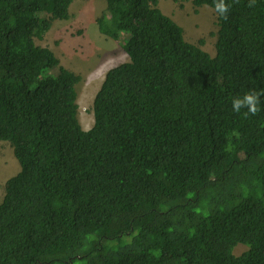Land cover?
I'll use <instances>...</instances> for the list:
<instances>
[{"label": "trees", "instance_id": "16d2710c", "mask_svg": "<svg viewBox=\"0 0 264 264\" xmlns=\"http://www.w3.org/2000/svg\"><path fill=\"white\" fill-rule=\"evenodd\" d=\"M75 1L0 0V142L21 166L0 264H264V105L232 110L264 90V0L216 13L214 57L159 0H108L98 25L130 61L106 74L87 131L81 76L35 41Z\"/></svg>", "mask_w": 264, "mask_h": 264}, {"label": "rangeland", "instance_id": "374dc122", "mask_svg": "<svg viewBox=\"0 0 264 264\" xmlns=\"http://www.w3.org/2000/svg\"><path fill=\"white\" fill-rule=\"evenodd\" d=\"M109 7L108 0H76L68 20H57L43 40L36 43L48 47L64 67L81 76L77 86L79 120L84 130L95 124L94 102L109 70L130 61L120 42L109 38L97 20ZM120 2L116 9H120ZM159 8L184 28L185 38L192 44H201L211 56H216L219 30L218 16L210 6L196 7L192 1L159 0ZM87 131V130H86ZM20 164L9 142H0V203L6 195V184L20 171ZM248 250L245 245L236 248L237 254Z\"/></svg>", "mask_w": 264, "mask_h": 264}, {"label": "clouds", "instance_id": "9594fccd", "mask_svg": "<svg viewBox=\"0 0 264 264\" xmlns=\"http://www.w3.org/2000/svg\"><path fill=\"white\" fill-rule=\"evenodd\" d=\"M240 3V0H213L214 11L218 16L227 20L233 5ZM257 0H248L247 7L254 8ZM261 97H264V90H249L243 95H237L232 98V110L235 113H240L244 110L246 116H255L261 111V106L264 105Z\"/></svg>", "mask_w": 264, "mask_h": 264}, {"label": "crops", "instance_id": "0c3cea01", "mask_svg": "<svg viewBox=\"0 0 264 264\" xmlns=\"http://www.w3.org/2000/svg\"><path fill=\"white\" fill-rule=\"evenodd\" d=\"M86 125H87V126H85V127H87L86 130H88L90 127H92V126H88L90 124H86Z\"/></svg>", "mask_w": 264, "mask_h": 264}]
</instances>
